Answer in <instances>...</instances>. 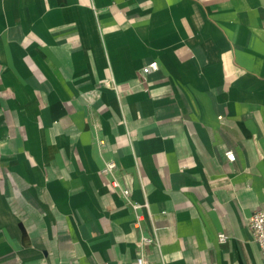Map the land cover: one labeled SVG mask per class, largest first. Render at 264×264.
Masks as SVG:
<instances>
[{"label":"crops","instance_id":"0c3cea01","mask_svg":"<svg viewBox=\"0 0 264 264\" xmlns=\"http://www.w3.org/2000/svg\"><path fill=\"white\" fill-rule=\"evenodd\" d=\"M259 209L264 0H0V264H137L154 228L151 264H263Z\"/></svg>","mask_w":264,"mask_h":264},{"label":"built area","instance_id":"2783aa9c","mask_svg":"<svg viewBox=\"0 0 264 264\" xmlns=\"http://www.w3.org/2000/svg\"><path fill=\"white\" fill-rule=\"evenodd\" d=\"M158 69H159L158 61L153 60L143 67V72L146 74L151 71H156ZM226 155L228 159L231 161L235 160L236 158L233 150H228L226 152ZM115 168H116V163L113 161H110L104 167V171L106 173H112ZM115 185H118V183H115ZM121 189H122L124 198L126 200V203L128 204V206L132 209V211L135 214L134 226L136 228H141L142 223L146 219V217L151 216V208H150L149 200L147 198H145L143 201L135 200L132 197V194L128 188L122 187ZM249 226L252 230L254 239L261 247L263 258H264V210L263 209L255 210L254 212H252V214L249 217ZM219 240L226 241L227 235L224 233H220ZM156 242H157V237L155 234V228H154V233H151V234L141 233L140 237L136 240V245H137L136 262L137 264H151V262L148 260V258L145 255L144 247L146 244H152ZM263 264H264V261H263Z\"/></svg>","mask_w":264,"mask_h":264}]
</instances>
